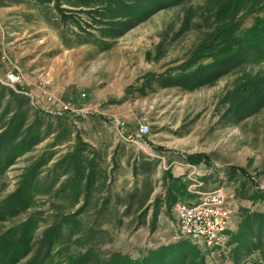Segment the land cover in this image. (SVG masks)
Segmentation results:
<instances>
[{"label": "rangeland", "instance_id": "obj_1", "mask_svg": "<svg viewBox=\"0 0 264 264\" xmlns=\"http://www.w3.org/2000/svg\"><path fill=\"white\" fill-rule=\"evenodd\" d=\"M229 1L0 0V244L31 228L11 264L140 260L180 246L174 201L198 183L230 195L229 239L169 249L264 264V97L243 100L248 109L237 97L264 57L235 58L224 38L243 37L264 3L232 12ZM143 116L150 132L139 137ZM247 215L251 229L233 237Z\"/></svg>", "mask_w": 264, "mask_h": 264}, {"label": "trees", "instance_id": "obj_2", "mask_svg": "<svg viewBox=\"0 0 264 264\" xmlns=\"http://www.w3.org/2000/svg\"><path fill=\"white\" fill-rule=\"evenodd\" d=\"M42 1L44 3H50L54 0H42ZM81 1L89 2V1H95V0H81ZM229 3L233 7L232 12H237L238 8H241L244 6L247 7L249 4H251L252 7H254V9H255L256 6L263 4L264 0H230ZM224 38L227 41V43L229 42V40L232 41L231 42L232 46H230L229 44H227V45L229 47H231V49H233V51H234L233 56H235V58L242 56V55H245L248 52H250L251 54H247V55H250L251 57L256 56V55H261L262 57H264V16L257 18L254 21L252 27L248 30V32H246V34L243 37L234 36L233 38L229 39L228 35H226ZM229 58L230 57H228V59ZM222 61H224V60H222ZM241 88H242L243 95L241 97V93L239 92V94L237 96L238 100H239V104L241 103L242 105L246 106V104L244 103L243 100L249 101L250 97H252L254 95L257 96L258 94L260 96L258 99V103H260L264 99V98L262 99V97H264V73L262 75H260L259 77H253L251 79H248L247 81H245L242 84ZM240 97H241V100H240ZM252 98H254V97H252ZM254 105H257V103ZM243 108L248 109L247 106L243 107ZM21 130H22V126H20V128H19V124H18L10 132H14L13 137L15 139H18L21 135ZM1 138H2V136L0 135V155H1V151H2L1 147L4 146L6 143ZM194 157L195 156H193V158ZM27 185L30 186L29 184H27ZM26 189H24V188L21 189V191L18 193V195L14 198L12 205H11L13 208L17 209L20 207V205H22L23 203H26V198H25L26 194L25 195L22 194V192H24ZM28 190L26 193H28ZM21 202H22V204H21ZM17 203L19 205H17ZM250 217L252 218L253 216L247 215L245 217V219L239 225V231L237 233H235L233 235V237L240 239V234H242L245 230L248 231V229H251L248 225V220ZM30 229H31L30 223H28L25 226V228L22 230V237L21 238H18L16 235H14L11 238H7V240H4L3 242H1V244H0V264H11V263H13L16 260V258L22 253L23 245H25L28 248L27 242H28V239L30 238V235H31ZM190 243L191 242L188 240V241L183 242L182 245H180V246L174 245L172 247H167L166 250H162V251L154 253L152 255L145 256V257L141 258L140 260H130L129 258H127V257H125L119 253H115L107 261H103V263H99L101 261L97 260V263H95V264H204V261H203L202 257H200V256L194 257L193 259L191 258L192 260H190L188 258L185 261L186 257L184 255H183V257L180 254L175 256L174 251L173 250L171 251L169 249V248H172V249L177 248L178 249L181 246H184L185 244L187 246H190L189 245ZM190 248H191V246H190ZM88 258L91 259V258H93V256H90V254H89V256L84 258V260L80 264H83L86 261H88L87 260ZM94 261H96V260H94ZM71 262L76 264L75 261H71ZM47 264H49V263H47Z\"/></svg>", "mask_w": 264, "mask_h": 264}, {"label": "built area", "instance_id": "obj_3", "mask_svg": "<svg viewBox=\"0 0 264 264\" xmlns=\"http://www.w3.org/2000/svg\"><path fill=\"white\" fill-rule=\"evenodd\" d=\"M19 75L10 74L8 80L11 84L17 83ZM49 100H52L50 97ZM60 109L72 111L70 102H59ZM150 132V124L147 117L140 119L138 133L139 137ZM145 147V143L139 142ZM201 183L189 186L188 197L178 196L174 201L173 211L175 213L177 230L180 236L193 244L205 247L209 250L224 247L229 239V230L232 228L235 215L230 195L223 187L209 190L201 189Z\"/></svg>", "mask_w": 264, "mask_h": 264}, {"label": "crops", "instance_id": "obj_4", "mask_svg": "<svg viewBox=\"0 0 264 264\" xmlns=\"http://www.w3.org/2000/svg\"><path fill=\"white\" fill-rule=\"evenodd\" d=\"M235 227H238L237 225L236 226H233V228H235ZM232 230V229H231Z\"/></svg>", "mask_w": 264, "mask_h": 264}]
</instances>
